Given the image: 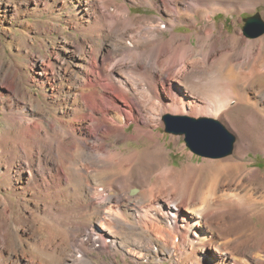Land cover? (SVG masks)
Masks as SVG:
<instances>
[{"label": "bare ground", "instance_id": "obj_1", "mask_svg": "<svg viewBox=\"0 0 264 264\" xmlns=\"http://www.w3.org/2000/svg\"><path fill=\"white\" fill-rule=\"evenodd\" d=\"M79 4L78 29L90 37L84 46L90 60L80 58L78 68L67 69L76 71L78 83L69 76L74 101L63 115L75 118L59 121L34 96L32 108L10 101L17 113L7 114V128L0 126V188L13 190H0V264L35 263L25 246L39 214L49 212L64 218V237L54 246V260L39 264H101L94 252L112 255L103 264H120L119 256L138 264H211L215 255L213 264H264L263 255L247 256V233L259 230L253 219L264 220V210L254 211L238 192L245 180L264 181V172L245 160L251 151L264 152V36L251 40L242 29L228 33L216 22L220 12L242 13L264 0ZM135 4L157 13L133 15ZM182 24L199 31L178 33ZM167 31L170 37L160 36ZM100 39L104 47L96 46ZM243 106L249 111L236 115ZM79 110L91 125L89 137L71 128L82 124ZM168 114L219 120L237 133L235 154L173 165L160 131ZM23 119L32 124L21 125ZM17 125L23 128L10 130ZM114 137L151 143L127 151L108 142ZM28 195L36 208L27 213L14 198Z\"/></svg>", "mask_w": 264, "mask_h": 264}, {"label": "rangeland", "instance_id": "obj_2", "mask_svg": "<svg viewBox=\"0 0 264 264\" xmlns=\"http://www.w3.org/2000/svg\"><path fill=\"white\" fill-rule=\"evenodd\" d=\"M79 5V0H0L1 127H8L7 119L9 120V118L7 117V114L13 115L17 113L16 109L14 111H11L10 109V104L12 101L14 102L15 106H27L29 108H32L33 106L31 104V100L35 97H37L42 102V109L46 112L48 111L53 117L60 118L58 119L59 121H66L70 119L69 117H71V119L75 118L74 113L71 112V114L69 113L66 116L63 115L64 112L68 110V107H70V109L72 108L71 106L74 101V95L72 94L75 90L74 86L72 85L73 82L71 78L73 77V80L78 83L76 71H71L70 69H72L73 66L75 68H78L76 64H78L80 58L85 60V63H88V61L90 60L87 57L88 52L84 47L88 45L90 37L87 35V33L82 32L80 29H78L79 24H81L80 21L82 17L81 14L78 13V9H80ZM132 13L136 16H152L155 15L157 11L151 7L135 4L132 5ZM257 13H260L262 19L264 20V4L259 5L254 9L246 10L242 13L220 12L216 16V22L218 25L224 23L225 29L228 33H233L239 29H242L243 34L248 39H258L260 37H263L264 34L256 37H251L248 36L244 30L247 24L245 18ZM202 23L203 22L200 21V24ZM176 31L178 33L186 34L196 33L199 30L182 24L176 28ZM162 35L166 38L170 37L171 31H167L160 36ZM131 40L135 41L132 37ZM196 40V35H193V42L196 43ZM103 43L104 40L100 39L96 46L98 47L101 45L102 47H104ZM83 52H85L86 54ZM68 67L70 68L69 71H67ZM69 76H71V78ZM2 96H4V98L6 97V99H3ZM248 111V106H243L236 115H243ZM76 112L81 113L80 119L84 117L81 110ZM203 117L207 116H200L195 118L200 119ZM19 119H21V117ZM87 120L88 118L84 117L81 120V125L79 123H74L71 127L72 130L74 132H77L82 137H89L87 134V127L90 124L88 125ZM25 122L27 124L31 123L30 119H23L21 120V125L25 126ZM104 123L103 125H105ZM63 124H67V126H69L68 122ZM21 125L13 126L12 128H10V130H16V132H18L23 128L21 127ZM91 129L95 131V126H93ZM229 130L234 133L237 138L235 142L236 148V143L238 141L237 133L232 131L230 128ZM160 131L165 134L162 139L166 143V146L170 151L168 155L171 163L175 166H183V164L188 162L203 163L210 160L215 162L216 160L218 161L235 154L234 150L232 154L226 156H218L219 149L214 150L209 146L208 148L211 149V152L213 154H197L193 152L188 146L186 141L187 135L185 133L169 131L167 129L165 120L164 125L161 127ZM133 132V127L127 130V133ZM180 135H182V140L179 143H176L175 136ZM118 140L119 139L117 137H114L108 142L114 141L116 142L114 147L119 146L120 149L127 151L133 148L142 149L151 143L149 140L146 141L144 139L140 141H121L120 143L118 142ZM184 144L186 146V151L182 148ZM48 158L49 162H53V157L51 158L50 156ZM245 160L249 161V167H257L264 172V152L251 151L250 154L246 156ZM212 167H215V169H222V166ZM240 189L238 190V192H240L242 195L245 194L247 196L248 202L250 201L249 203H251L254 211L258 212V210H264V181L262 183V181L245 180L243 186H241ZM0 190L2 194H9L13 192L12 189L6 190L4 188H0ZM130 194L132 195V192H130ZM14 199L16 201L22 202L21 206L17 204L16 207H22L23 210H25L27 213L32 209L35 210L36 208V202L32 197H30V195H28L27 197H23V199L17 197H15ZM72 202L73 200L70 198L68 204L72 206L71 208L75 207ZM159 202L163 205H166L165 201L161 200ZM1 206L2 205L0 204V208ZM50 214L51 212H49V215L48 213L39 214L42 215L43 218L41 216L40 219L42 220H40V222H38V225L36 227H33L32 229L33 238L32 241H30L32 244L30 243L29 245L25 246L26 254L32 255L31 257H34V264H39L40 260H43L42 263H47L50 260H54L56 256L54 254L56 252L54 246L61 240V238L64 237L63 232L65 228L62 223L64 218H61V216H56V218L55 216L53 217L51 216L52 214ZM179 221H182V219L179 218ZM253 222L256 223V226L259 230L256 233H252V231H249L247 233L251 235L250 238L252 240V245L251 248L247 251L249 253L247 256H256L258 254L257 257H261L262 255L264 256V220L260 221L257 217H255L253 219ZM94 225H98V222H95ZM191 234L190 237L192 236ZM196 239L194 241L195 243H198L200 239ZM155 243L159 247L161 246L160 240L155 239ZM92 255L94 257L97 256V258H94V260L101 262V264H103L101 259L107 260L108 262L112 259V255L106 253L101 255L97 252H94L92 253ZM214 257H216V255L213 256V258H210L212 259V261H209V263L213 264V259H216ZM118 259L120 260V264H138L131 261L130 263L124 262L121 256H119ZM140 261L147 263L144 259H140ZM161 261L163 263V260ZM165 264L171 263L169 261H165Z\"/></svg>", "mask_w": 264, "mask_h": 264}, {"label": "water", "instance_id": "obj_3", "mask_svg": "<svg viewBox=\"0 0 264 264\" xmlns=\"http://www.w3.org/2000/svg\"><path fill=\"white\" fill-rule=\"evenodd\" d=\"M245 20L247 24L244 30L248 36L256 37L264 34V20L260 13L250 15ZM165 121L169 131L187 135L188 146L197 154H213L211 149H219L218 156H226L234 151L237 140L235 134L217 119L209 117L198 119L169 114L165 117ZM136 192L137 189H133L132 193Z\"/></svg>", "mask_w": 264, "mask_h": 264}]
</instances>
